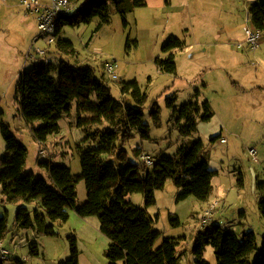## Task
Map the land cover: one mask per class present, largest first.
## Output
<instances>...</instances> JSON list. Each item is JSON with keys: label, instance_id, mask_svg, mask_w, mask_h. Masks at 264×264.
Instances as JSON below:
<instances>
[{"label": "rangeland", "instance_id": "1", "mask_svg": "<svg viewBox=\"0 0 264 264\" xmlns=\"http://www.w3.org/2000/svg\"><path fill=\"white\" fill-rule=\"evenodd\" d=\"M40 1L47 3L49 0ZM85 1L73 0L68 14L74 13ZM139 1L142 4L127 14V24L111 2L109 21L102 23L100 28V17L76 27L64 26L60 37L71 40L77 49L76 56L69 58L57 52L56 42L50 43L42 37L37 39L40 30L36 15L26 12L21 0H0V165L7 153L1 133L2 121L27 147L25 172L46 179L49 174L43 168L44 161L66 163L72 167L73 175H81L79 149L98 145L102 136L108 137L102 135L108 126L106 121L99 125L79 126L74 105L71 113L59 120V132L48 136L44 144L47 155L41 157L39 140L22 117L17 87L21 73L30 69L39 57L37 50L45 49L43 58L63 57L71 63L92 66L115 98L127 99L133 106L138 105L131 95L123 96L121 86L125 82H138L147 96L144 122L150 125V137L144 139L135 133L121 147L128 151L131 160H138L135 151L140 148L150 155L151 168L159 155L173 157L182 141L203 139L210 150V169L217 171L212 201H218L219 206L213 209L211 220L232 229L240 237L254 231L260 248L264 238V217L259 207L260 186L264 183V34L255 50L246 42L245 34L246 27L255 29L249 9L260 0ZM172 35L183 40L185 47L175 51L177 70L169 73L161 70L157 60L167 57L162 46ZM109 61L118 64L116 77L106 70ZM196 89L200 91L201 104L210 102L213 116L199 122L195 137L183 138L175 126L168 97L176 95L175 106L179 107ZM155 107L159 110L158 121L152 114ZM120 111L119 107L115 115H120ZM88 117L91 115H83V119ZM41 124V121L34 123L35 127ZM219 131L225 141L208 144ZM61 156H66L68 161L62 160ZM77 191L78 201L82 204L87 199L84 180L79 181ZM163 191L167 195L158 199L156 208L159 207L160 218L156 228L164 236L178 239L181 251L187 255V259L181 260L182 264H194L191 244L194 243L193 234L203 225V215L193 212L191 218L189 215L183 217L189 210L188 200L175 203L176 186L172 181ZM4 199V196L0 197V216L7 218L10 229L3 239V244L10 250L4 264H60L71 256L73 237L76 238L79 264H110L106 254L110 241L100 230L97 216L83 217L72 211L66 222L46 218L45 225H51L54 233H45L36 224L22 228L17 223L19 207L27 208L32 216L35 209L39 214L45 213L40 200L10 203ZM126 199L139 206L145 204L142 193L128 194ZM191 199L189 204L193 203L196 209L200 207L197 199ZM174 209L181 212L183 218H180L183 223L179 226L172 225L169 220L173 213L170 210ZM181 235L184 237H178ZM35 245L37 254L31 252ZM213 252L209 246L206 255L210 257L209 262L217 264ZM256 255L257 252L252 259Z\"/></svg>", "mask_w": 264, "mask_h": 264}, {"label": "trees", "instance_id": "2", "mask_svg": "<svg viewBox=\"0 0 264 264\" xmlns=\"http://www.w3.org/2000/svg\"><path fill=\"white\" fill-rule=\"evenodd\" d=\"M111 2L116 5L125 24L128 23L127 14L142 4L139 0H86L74 13L62 15L58 21L57 52L65 57H75L74 43L60 37L63 27H76L100 17V28L102 23L109 21ZM249 17L254 27L264 34V0L251 5ZM184 47L185 42L172 35L162 46L167 57L157 60L161 70L175 72V51ZM43 57H37L32 67L21 73L17 87L22 117L32 127L34 137L45 142L49 135L59 132V120L71 113L74 105L79 126L99 125L106 121L108 126L102 135L108 137L102 136L98 145L79 149L81 175H73L72 168L66 164L44 161L42 165L49 173V179H46L25 172L27 147L2 121L1 133L7 144V153L1 160L0 197L4 196V201L10 203L40 200L45 208L42 214L35 209L32 216L27 208L19 207L18 225L30 228L36 224L41 231L52 233L53 227L45 225L46 218L66 222L71 211L83 217L94 215L100 220V230L110 241L106 251L110 264L120 261L124 264H182L178 239L164 236L156 228V217L148 208L156 203V191L165 189L169 181L177 188V201L189 196L202 201L209 199L217 171L210 169L208 145L201 138L182 141L173 157L159 155L151 168L141 159L140 148L135 151L138 160H131L128 151L121 147L135 133L144 139L150 137V125L144 122L147 96L138 82H125L121 86L123 96L131 95L138 105L133 106L127 99L115 98L108 84L96 76L92 66L71 63L63 57ZM199 98L200 91L196 89L188 101L176 107L177 96L168 97V106L173 108V119L180 137H194L199 122L208 121L213 116L210 102L207 100L201 104ZM119 107L120 115H115ZM84 114L91 117L83 119ZM152 114L158 121V108L155 107ZM37 121L42 124L35 127ZM221 138L219 133L211 137L208 144ZM80 180L85 181L87 191V199L82 204L78 201L77 191ZM260 188L259 207L264 217V183ZM131 193H142L144 206L128 201L126 196ZM169 220L174 226L182 223L173 214L169 215ZM9 231L7 218L0 216V240ZM73 238L71 256L60 264H79L76 238ZM207 246L215 248L217 264H264V238L259 248L254 231L245 232L240 237L232 229L210 220L197 231L193 245L195 264H211L203 257ZM34 248L31 252L37 254V246ZM255 252L257 255L252 259Z\"/></svg>", "mask_w": 264, "mask_h": 264}, {"label": "built area", "instance_id": "3", "mask_svg": "<svg viewBox=\"0 0 264 264\" xmlns=\"http://www.w3.org/2000/svg\"><path fill=\"white\" fill-rule=\"evenodd\" d=\"M21 4L25 7L26 12L35 14L38 22V27L40 30V35L37 37L45 38L48 42H56L57 40V24L62 15H67L69 10L72 8L73 0H49L47 3L41 2L40 0H21ZM246 42L250 45L252 50L258 48L259 40L262 35V31L255 28L251 29L249 27L245 28ZM46 54L45 49H38V56H44ZM116 61H109L106 63V70L112 77H116ZM221 141H225L224 138ZM40 150L39 154L41 157L46 156V149L44 148V141L39 140ZM141 159L147 163V165L152 164V159L150 155L142 154ZM217 206L214 203L208 207L203 214L202 224L206 225L213 216V209ZM10 250L5 247L3 240H0V261H5L7 259Z\"/></svg>", "mask_w": 264, "mask_h": 264}, {"label": "crops", "instance_id": "4", "mask_svg": "<svg viewBox=\"0 0 264 264\" xmlns=\"http://www.w3.org/2000/svg\"><path fill=\"white\" fill-rule=\"evenodd\" d=\"M35 57V56H34ZM199 131V130H198ZM215 133H217V132H213L212 134H215ZM219 133H222V131H219L218 132V134ZM197 134V133H196ZM222 135H223V133H222ZM195 137V136H194ZM224 136H222V138H223ZM221 138V139H222ZM225 138V137H224ZM220 139V140H221ZM141 151H142V153H144V151L141 149ZM140 151V152H141ZM62 157V156H61ZM62 160H67V157L66 156H63L62 158H61ZM68 161V160H67ZM57 163H63V162H57ZM63 164H66V163H63ZM67 165V164H66ZM69 166V165H68ZM0 167L2 168V166L0 165ZM71 167V166H70ZM44 168V167H43ZM72 168V167H71ZM41 169V168H40ZM49 174V173H48ZM213 181H214V179H213ZM214 190V189H213ZM176 194H177V188H176V192H175V203H177V202H179V201H177V198H176ZM164 195H167V194H165V192L163 191V190H157L156 191V203H155V205H152V206H150L149 208H148V210H149V212L153 215V216H155L156 217V221L158 222L159 221V218H160V210H159V207L158 208H156V206H157V204H158V199L159 198H161L162 196H164ZM193 198H195V199H197L196 197H194V196H192ZM191 196H189L188 198H186V199H184V200H182V202H184V201H186V200H188L187 202H188V204L186 205L188 208H189V210L187 211V212H185L184 214H183V217L184 216H188V218H191V215H192V213L194 212H200V214H199V216H201V215H203V212L208 208V207H210L211 205H213L214 203H218V201H215L214 199H213V201H212V198H213V193H211V196L209 197V199H207V200H205V201H202V200H198L199 201V206L200 207H198V208H200V210L198 211L196 208H194L193 207V203H191V204H189V201L190 200H193V199H191L192 198ZM217 206H219V204H217ZM216 206V207H217ZM156 210H157V212H156ZM171 212H173V213H170V214H173V215H176V216H178L179 218H182V215H181V212H179L178 211V209H177V211L178 212H176V210L174 209V210H170ZM72 212V211H71ZM70 212V216H71V213ZM213 216H214V214H213ZM213 216H212V218H213ZM183 219V218H182ZM94 220V219H93ZM212 221V220H211ZM182 222V221H181ZM213 222V221H212ZM214 222H215V220H214ZM183 223V222H182ZM100 228V227H99ZM198 231V230H197ZM197 231H196V233H194L193 234V236H194V240H195V237H196V234H197ZM188 236V235H187ZM178 237H184V235H181V236H178ZM186 239H187V237H186ZM194 240H193V242H194ZM182 244L184 243V242H181ZM193 244L194 243H192L191 244V251H192V247H193ZM209 246H207V248H208ZM212 247V246H211ZM181 244H179V246H178V250H179V252L182 254V260H185V259H187V255L184 253V251H181ZM207 248L205 249V251H204V255H203V257L204 258H206L207 260H209V261H211L210 260V257H208L207 255H206V250H207ZM212 250H214V252L213 253H215V248L214 247H212ZM194 257V256H193ZM196 258L194 257V260H195ZM211 264H212V262H210ZM195 264V263H194Z\"/></svg>", "mask_w": 264, "mask_h": 264}]
</instances>
